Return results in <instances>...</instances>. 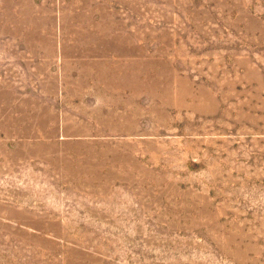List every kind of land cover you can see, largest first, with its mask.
Instances as JSON below:
<instances>
[{"label":"rangeland","instance_id":"obj_1","mask_svg":"<svg viewBox=\"0 0 264 264\" xmlns=\"http://www.w3.org/2000/svg\"><path fill=\"white\" fill-rule=\"evenodd\" d=\"M0 264H264V0H0Z\"/></svg>","mask_w":264,"mask_h":264}]
</instances>
